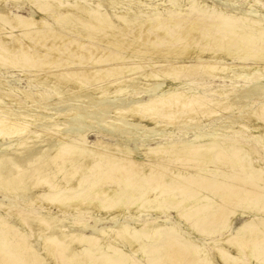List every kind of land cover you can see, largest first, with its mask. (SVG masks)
<instances>
[{
  "label": "bare ground",
  "instance_id": "6f19581e",
  "mask_svg": "<svg viewBox=\"0 0 264 264\" xmlns=\"http://www.w3.org/2000/svg\"><path fill=\"white\" fill-rule=\"evenodd\" d=\"M235 2L0 0V264H264V6Z\"/></svg>",
  "mask_w": 264,
  "mask_h": 264
},
{
  "label": "rangeland",
  "instance_id": "374dc122",
  "mask_svg": "<svg viewBox=\"0 0 264 264\" xmlns=\"http://www.w3.org/2000/svg\"><path fill=\"white\" fill-rule=\"evenodd\" d=\"M248 1L249 0H246L245 2H244V0H236V2H235V6L236 7H238V8H241V9H247L248 7H250V5L248 4ZM263 2H262V4H263V6H264V0H262ZM246 3V4H245ZM240 5H241V7H240ZM245 5V6H244ZM6 7L7 8H10V10H12L13 11V13H15V11H14V8L13 7H10L9 6V4H7L6 5ZM252 8V10L249 12L250 14H254L253 13V10L254 9H256V8H253V7H251ZM19 11V10H18ZM20 13H22L23 15H26L27 14V10L26 9H24V10H20L19 11ZM255 13L256 14H260V10H257V11H255ZM261 17H262V15H260ZM204 81H206L207 82V79L206 78H204L203 79ZM257 81V79L254 77V78H252L251 80H250V82H256ZM214 83H220V82H214ZM230 83L231 82H229V81H227L226 83H224V84H226V85H230ZM186 84H188V83H184V84H182L183 86H185V87H191L190 85H186ZM241 85H243V83H241ZM23 87H25L26 86V84H23L22 85ZM238 87V86H237ZM240 87V86H239ZM212 122H210V123H207L206 125H209V124H211ZM206 125H204V126H206ZM260 134H262V137H263V143H264V130H263V133H260ZM176 135L178 136L179 135V133H176ZM195 135V134H194ZM192 134L190 133L189 135H188V137L191 139L192 138ZM223 136V138H226L227 136L226 135H222ZM237 137L238 138H240L241 140H244V141H249L248 140V137H246V136H242V135H239L238 136V134H237ZM89 138H90V140H94L95 139V136L94 135H90L89 136ZM253 145H256V146H258L255 142H251ZM29 199H30V197H28ZM19 200L21 199L20 197L18 198ZM0 200H2L3 202H5V203H7L8 202V200L7 199H5V198H3L1 195H0ZM19 208H22L21 206H19ZM25 210L27 211V210H30V211H32L33 213H39L40 212V209L38 208V207H36V205L34 206V207H29V209H27V208H25ZM54 211V210H53ZM173 214H171V216H172ZM140 220L141 221H144V220H146V215L145 214H141L140 215ZM170 221L172 222V223H175V219L172 217L171 219H170ZM244 220L243 219H237L235 222H234V224H233V227L234 228H237V227H239L241 224H242V222H243ZM179 226V228L181 229V230H187V228H186V226L184 225V224H179L178 225ZM37 234V233H36ZM29 235H30V233H29ZM194 240H196V241H198V242H201V244L202 245H204V242H206L207 240L206 239H204V238H199L198 236H196V235H190ZM42 241V238H41V235H38L37 237H36V239L34 240V242H33V244H34V248H36V249H38L39 248V242H41Z\"/></svg>",
  "mask_w": 264,
  "mask_h": 264
}]
</instances>
